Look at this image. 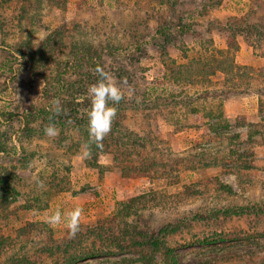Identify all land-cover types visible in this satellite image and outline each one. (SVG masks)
I'll use <instances>...</instances> for the list:
<instances>
[{"label": "rangeland", "instance_id": "374dc122", "mask_svg": "<svg viewBox=\"0 0 264 264\" xmlns=\"http://www.w3.org/2000/svg\"><path fill=\"white\" fill-rule=\"evenodd\" d=\"M242 18L264 26V0H0V168L19 191L37 174L55 187L48 208L0 198V264H167L165 247L176 264H264V137L250 129L264 134V32L236 33ZM97 66L124 93L100 147L86 127ZM77 205L74 236L47 222Z\"/></svg>", "mask_w": 264, "mask_h": 264}, {"label": "trees", "instance_id": "16d2710c", "mask_svg": "<svg viewBox=\"0 0 264 264\" xmlns=\"http://www.w3.org/2000/svg\"><path fill=\"white\" fill-rule=\"evenodd\" d=\"M167 3L170 5H175L176 4V0H167ZM259 22H248L246 18H242L241 21H239L238 23H235V24H231V28L234 29L236 31V33H239L241 35H243L244 37L247 36H251L250 33H255V32H264V26L263 25H260V24H257ZM0 39L4 40V38L2 36H0ZM252 46V45H251ZM233 47L238 50L239 49V46L237 44H233ZM254 47V46H252ZM229 48H226V52L228 53ZM230 50V49H229ZM16 51V50H14ZM222 52V51H218L220 53H222V55H226V52ZM231 51V50H230ZM39 54V52H38ZM43 55V54H42ZM42 55H39L40 57ZM31 59L32 60V67L35 68V63L37 62L35 60L34 57H32V54H31ZM218 61L217 59L214 60V62ZM220 64L217 66L219 70H221V72H225L226 69H232V67L230 66L229 64V59L228 60H219ZM226 72H229V71H226ZM231 72V71H230ZM240 77V75L238 76ZM240 90H234V91H230L228 92L227 94L225 93L224 95H219V97H222L223 96V99L224 101L225 100H228L230 98H232L234 95H236ZM247 92V90H246ZM246 92H242V93H246ZM248 93V92H247ZM258 111H263L261 110V107ZM42 113H45V111H42ZM221 115L220 116H216L215 114H208L209 118L210 119H217V118H220V119H224L223 115L221 112H219ZM30 116V115H29ZM28 116V117H29ZM23 117V128H22V135L20 136V139H27L30 140L31 138L34 137V135H38V132L36 131V129L32 128V127H29L30 125V122H26L27 118L26 116H22ZM226 117V116H225ZM29 119V118H28ZM208 127H210V129H213V127L216 125L215 123L212 122H208ZM219 125V124H218ZM86 127L88 128V122L86 123ZM260 127L259 123L257 124H250V129H252V135L251 136H254V135H260V137H264V134H263V131L261 132L260 130H258ZM217 129H215L216 131ZM251 132V131H250ZM7 137V136H6ZM233 141H235V138L232 139ZM239 140V136H237V141ZM263 141H264V138H263ZM89 143V142H88ZM7 144L6 141L4 140H0V152H3L4 149H5V145ZM93 144V143H92ZM124 143L123 142H119L117 145L119 147H122ZM95 145V143H94ZM99 168H102V166H99ZM6 168L5 167H1L0 168V198H4V195H7L8 196H11V197H15V196H21L22 199H23V203H22V208L24 210H30L32 208H36V207H39L40 205L43 207V208H46L47 205H48V200L51 199L53 197V194H54V191H51V189H55V187H51V183L50 184H47L46 186H42V188L40 189V186L43 182V179L46 177L45 175L43 174H37V176H35L34 178L31 179L32 183L28 186V188H23L21 191H19L20 189L15 187L14 185H10V183H12L11 181V174H7L5 172ZM7 175V177L5 176ZM16 178V176H15ZM30 181V182H31ZM59 182V181H58ZM58 182H52V183H55V185L59 186ZM28 185V184H27ZM27 185H22V187H26ZM62 185V184H61ZM60 187H63V186H59V189L58 190H62ZM48 208V207H47ZM3 214L5 216H7L6 213L3 212ZM125 215H130V212L127 211L125 212ZM170 226H164L163 228L159 229L157 231L156 234H158L157 236L153 237V238H150L148 240V244L151 245L152 247H155L157 248L159 245H160V239H159V236L160 235H164L166 234L167 232L170 231ZM110 240L112 241H119V236L117 235V233H109L107 235ZM111 241V242H112ZM136 244L140 245L142 244V242H139V241H136L135 242ZM13 244L12 240H10L9 236H8V246H11ZM0 245H1V239H0ZM4 245V244H2ZM6 245V244H5ZM4 248V247H0V252L2 251L1 249ZM173 252V249L170 248V247H165V254L166 256L170 259V261H168V263L170 264H176L175 260H174V256L172 254ZM167 263V264H168ZM151 264V263H150Z\"/></svg>", "mask_w": 264, "mask_h": 264}, {"label": "clouds", "instance_id": "9594fccd", "mask_svg": "<svg viewBox=\"0 0 264 264\" xmlns=\"http://www.w3.org/2000/svg\"><path fill=\"white\" fill-rule=\"evenodd\" d=\"M95 72L99 74V79L87 89V96L90 100L87 118L89 141L100 147L103 139L112 129V123L117 116L116 105L124 99V93L115 78L102 67L97 66ZM54 104L56 105L55 110L59 111L60 101L56 100ZM45 134L55 137L58 135V129L55 125L50 124L45 128ZM90 156V144L85 143L82 147L81 158L87 159ZM82 213L83 208L79 205L68 212H62L60 208H56L48 215L47 222L50 225L64 223L70 235L74 236L79 230Z\"/></svg>", "mask_w": 264, "mask_h": 264}, {"label": "crops", "instance_id": "0c3cea01", "mask_svg": "<svg viewBox=\"0 0 264 264\" xmlns=\"http://www.w3.org/2000/svg\"><path fill=\"white\" fill-rule=\"evenodd\" d=\"M250 94H254V93H253V92H252V93H249V92H248V93H246V96H251ZM238 107H239V106H238ZM254 111H255V112H259L258 109H257V104H256V103H255ZM237 113L240 114V113H243V112H241V111L239 110ZM258 118H260V117L256 116L255 119L251 120L252 123H256V121H257Z\"/></svg>", "mask_w": 264, "mask_h": 264}]
</instances>
